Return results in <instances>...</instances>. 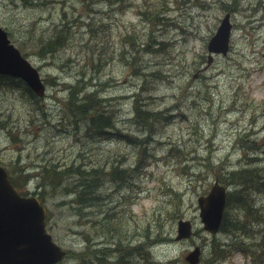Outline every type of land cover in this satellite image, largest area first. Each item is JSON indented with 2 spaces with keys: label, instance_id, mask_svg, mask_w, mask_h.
<instances>
[{
  "label": "rangeland",
  "instance_id": "1",
  "mask_svg": "<svg viewBox=\"0 0 264 264\" xmlns=\"http://www.w3.org/2000/svg\"><path fill=\"white\" fill-rule=\"evenodd\" d=\"M156 1L154 21L142 19L139 11ZM226 12L232 23L228 51L212 54L208 64L207 41ZM0 25L47 84L44 98L29 96L18 80L12 81L20 86H0V164L17 167L18 175L21 167L38 166L40 176L28 177L19 189L35 190L45 180L37 189L44 191L48 230L59 244L81 251L93 226L91 238L98 241L102 222L112 221L104 218L125 214L130 229L136 224L137 244L145 227L147 239L156 232L168 239L152 245L150 254L129 253L126 264H187L184 255L194 245L203 249L200 264H258L247 245L234 248L224 232L202 228L197 197L239 164L264 166V0H0ZM56 27L67 43L38 52L39 41ZM74 82L98 94L99 104L90 100L84 112L73 104L83 103L80 96H71L73 111H66L59 98ZM132 96L140 98L139 116ZM109 110L113 127L98 129L109 124L103 118ZM147 111L157 114L147 118ZM68 166L92 175L59 177ZM64 185L75 188L74 196L84 193L82 214L76 204L67 209L59 203L73 197ZM172 189L179 192L175 199ZM251 195L255 205H264V191ZM236 207L225 211L241 215ZM179 218L192 222L188 239H175ZM213 240L226 249L217 261ZM115 256L106 259L112 264ZM73 257L59 264H79Z\"/></svg>",
  "mask_w": 264,
  "mask_h": 264
},
{
  "label": "water",
  "instance_id": "2",
  "mask_svg": "<svg viewBox=\"0 0 264 264\" xmlns=\"http://www.w3.org/2000/svg\"><path fill=\"white\" fill-rule=\"evenodd\" d=\"M230 27L227 13L208 42L209 51H227ZM0 72L20 76L37 94L44 93V84L37 70L9 43L6 32L1 28ZM225 196V188L216 180L208 193L197 199L204 227L212 233L218 230ZM44 216V207L38 200L21 197L10 183L5 169L0 166V264H51L63 257L64 251L44 230ZM190 234V221L180 219L176 238ZM199 254L200 248L196 246L185 259L195 264L199 261Z\"/></svg>",
  "mask_w": 264,
  "mask_h": 264
},
{
  "label": "trees",
  "instance_id": "3",
  "mask_svg": "<svg viewBox=\"0 0 264 264\" xmlns=\"http://www.w3.org/2000/svg\"><path fill=\"white\" fill-rule=\"evenodd\" d=\"M151 17L152 15L146 16V18H149V19H151ZM65 35L66 33L65 32L63 33V29H62V30L56 31V34L54 33L53 35H50L46 39L40 40L41 49L45 53H52L56 51V49H58L61 46L60 44L64 42ZM46 41L47 43L45 44ZM69 86H70L69 87L70 98L71 96H88L82 99L83 103L73 102V104L77 103L82 108L87 106L89 103L91 104V102H93L94 105H98L97 101L93 97L95 96L94 93H91V92L81 93L80 92L82 89V86L80 83L77 82L76 85H72L71 83H69ZM135 111H136V115L139 116L141 113V110L138 105H135ZM144 112L145 111L142 110V113ZM156 114L157 113L155 112L151 113L147 111L145 113V116L148 118ZM99 117H100L99 115H96L91 118V121ZM103 118L109 119V117H103ZM263 153H264V150H263ZM255 160L261 161L262 159L255 157ZM73 171L78 173L79 176L92 175V174H88L87 171L82 170L79 167L74 170L70 168H66V169L58 171L57 173L59 174L58 175L59 177H64L65 174L71 173ZM95 171L96 169L93 168L92 172H95ZM259 171H264V166L262 167L256 166L252 168V166H248V165H245V166L239 165V166L234 167L233 169H231L226 174H223L220 177V179H222L224 182L231 183L234 186V188L228 192L227 204L232 207L237 206L236 207L237 209L241 208V210L243 211V217L238 215V212H235L233 214L226 213L223 216V219L221 222V227L223 230L229 233H232L233 235L237 233V236L240 237L241 234H245L253 230L259 231L264 228V209L262 207H258L255 205V200L251 195L252 192L255 190L264 191V174H263L264 172L260 174ZM92 185H94L95 188L97 187V182H95L94 179L92 180V183L90 184V186ZM68 190L70 191L75 190V188L71 186V187H68ZM172 193L174 194V199H175V196L179 194V192H177L176 190H172ZM79 198L82 200H85L84 196L83 198L79 196ZM110 218L112 221L110 223H107L106 225L107 227H105L106 231L104 232L108 233L116 241H118L119 245L127 244L128 232L124 228L126 227V225L123 223L121 216L120 215L114 216L113 214H110ZM160 225L161 224H159V228L161 229ZM157 234H160V233L156 232V235ZM144 236H148V231L144 233ZM234 237L236 240L237 237L236 236ZM234 243H238V246L240 248L244 245H247L249 247V250L252 253V259L254 261H257L258 263H263L264 261V230L262 231L261 234H259L257 237L251 240H245L240 237L239 240ZM142 249H143V252H147L145 245L143 246ZM133 250L134 248H132L131 250L128 246H125V248H123L120 251V259L118 260V264H126L124 261V257L128 256V254ZM213 253H214V261L220 260L221 257L224 256V250L221 249L220 247L217 248L216 244L214 246ZM129 260L130 259L128 258V261ZM82 263L87 264L86 261L84 262L81 261V264ZM127 264H131V263L127 262ZM155 264H158V263L156 262Z\"/></svg>",
  "mask_w": 264,
  "mask_h": 264
},
{
  "label": "bare ground",
  "instance_id": "4",
  "mask_svg": "<svg viewBox=\"0 0 264 264\" xmlns=\"http://www.w3.org/2000/svg\"><path fill=\"white\" fill-rule=\"evenodd\" d=\"M11 2H14V3H17L18 2V0H10ZM58 30H62V28H59V27H56L55 28V34H56V31H58ZM65 39H64V42H62L60 45L61 46H63L64 44H66L67 43V39H68V36H67V34L65 35V37H64ZM60 46V47H61ZM59 47V48H60ZM58 48V49H59ZM57 50V49H56ZM51 85H53L52 83H54V80H52L51 82ZM72 85H76V82H74V83H71ZM11 85H15V86H20L17 82H15V81H12V80H10V81H3L2 79H0V86H2V87H4V86H11ZM82 86V89H81V93H84V92H91V93H94L95 94V96H98V94H96L95 92H93V91H88L86 88H84V86L83 85H81ZM69 83L64 87V91H65V93H66V96H68L69 97V100H71V98H70V93H69ZM24 90L29 94V96H32V93L29 91V90H27L26 88H24ZM81 97V99H83L84 97H82V96H80ZM94 97V96H93ZM95 98V100L97 101V104H99V101H98V99L96 98V97H94ZM88 106V105H87ZM87 106H85L84 108H86V111H84V112H87L90 108H88L87 109ZM68 110H71V111H73V107H72V104L71 103H69L68 105H67V108H66V111H68ZM107 117H109V119L111 120V119H113V117L115 116V114H113V112L111 111V110H109L108 111V113H104ZM109 120V121H110ZM95 169H97V168H95ZM98 170H100V169H98ZM121 171V170H120ZM119 173V172H118ZM77 203H78V208H79V213L81 214V213H83V207H85V206H87L86 204L85 205H83V206H81V201L79 200V198H77Z\"/></svg>",
  "mask_w": 264,
  "mask_h": 264
}]
</instances>
